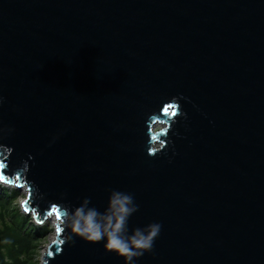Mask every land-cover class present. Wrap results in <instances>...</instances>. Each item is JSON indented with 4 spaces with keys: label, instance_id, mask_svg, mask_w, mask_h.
<instances>
[{
    "label": "water",
    "instance_id": "1",
    "mask_svg": "<svg viewBox=\"0 0 264 264\" xmlns=\"http://www.w3.org/2000/svg\"><path fill=\"white\" fill-rule=\"evenodd\" d=\"M0 98L36 222L118 190L135 264H264V0H0ZM53 224L40 264H124Z\"/></svg>",
    "mask_w": 264,
    "mask_h": 264
},
{
    "label": "clouds",
    "instance_id": "2",
    "mask_svg": "<svg viewBox=\"0 0 264 264\" xmlns=\"http://www.w3.org/2000/svg\"><path fill=\"white\" fill-rule=\"evenodd\" d=\"M2 102L0 98V103ZM3 131L0 129V132ZM7 131L10 133L12 130ZM89 205L90 199H84L79 207L68 210L63 217L56 216L54 223L58 222L64 228H70L71 232L83 240L104 241L106 251L123 258L124 264H135V260L152 252L161 225L151 223L143 228H135L129 234L128 220L139 208L131 194L113 190L104 212Z\"/></svg>",
    "mask_w": 264,
    "mask_h": 264
},
{
    "label": "rangeland",
    "instance_id": "3",
    "mask_svg": "<svg viewBox=\"0 0 264 264\" xmlns=\"http://www.w3.org/2000/svg\"><path fill=\"white\" fill-rule=\"evenodd\" d=\"M0 198V230L4 235L0 240L6 241L13 233L16 234L14 229H17L31 240L29 253L24 255L25 264H40L46 245L54 235V221L48 219L39 223L32 214H25L22 209L27 198L25 187L19 189L0 183Z\"/></svg>",
    "mask_w": 264,
    "mask_h": 264
},
{
    "label": "trees",
    "instance_id": "4",
    "mask_svg": "<svg viewBox=\"0 0 264 264\" xmlns=\"http://www.w3.org/2000/svg\"><path fill=\"white\" fill-rule=\"evenodd\" d=\"M4 194H2V197ZM1 199V198H0ZM6 232V231H3ZM16 234L9 236L6 241L2 240L0 245V264H25L24 255L29 253L31 240L24 234L14 229ZM0 230V237H3Z\"/></svg>",
    "mask_w": 264,
    "mask_h": 264
},
{
    "label": "snow or ice",
    "instance_id": "5",
    "mask_svg": "<svg viewBox=\"0 0 264 264\" xmlns=\"http://www.w3.org/2000/svg\"><path fill=\"white\" fill-rule=\"evenodd\" d=\"M164 112L167 114V113L169 112V108H165V109H164ZM172 114L174 115L175 113L173 112ZM52 212H53V213H56L57 210L54 208V209L52 210ZM51 214H52V213H50L49 215H51ZM56 216H57V218L59 217L58 214H57Z\"/></svg>",
    "mask_w": 264,
    "mask_h": 264
},
{
    "label": "bare ground",
    "instance_id": "6",
    "mask_svg": "<svg viewBox=\"0 0 264 264\" xmlns=\"http://www.w3.org/2000/svg\"><path fill=\"white\" fill-rule=\"evenodd\" d=\"M0 183L4 184V183L1 182V181H0ZM4 185L7 186L6 184H4ZM7 187H8V186H7ZM23 187L26 188V186H23ZM26 191H27V190H26ZM27 192H28V191H27ZM28 214H29V213H28ZM50 219H51L52 221H55V216L50 217L49 220H50Z\"/></svg>",
    "mask_w": 264,
    "mask_h": 264
}]
</instances>
